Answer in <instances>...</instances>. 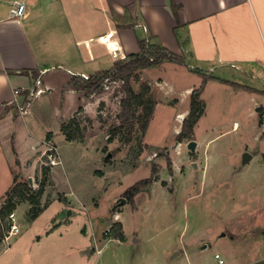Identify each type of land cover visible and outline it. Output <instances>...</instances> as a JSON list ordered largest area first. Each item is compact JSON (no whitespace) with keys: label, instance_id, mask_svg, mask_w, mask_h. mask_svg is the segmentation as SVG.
I'll return each instance as SVG.
<instances>
[{"label":"rangeland","instance_id":"rangeland-1","mask_svg":"<svg viewBox=\"0 0 264 264\" xmlns=\"http://www.w3.org/2000/svg\"><path fill=\"white\" fill-rule=\"evenodd\" d=\"M206 1L212 2L206 6L213 9V1ZM238 4L239 18L226 22L225 27L216 17L201 21L204 31L198 34L204 37V50L209 45L213 48L217 45L227 48L229 53L242 54L253 49L263 55L262 24L253 15L248 0ZM177 33L180 35L179 31ZM230 61L242 67L237 59ZM184 63L164 60L159 68L156 65L138 69L137 77L129 79L135 92L142 84H147L156 102L146 131L142 133L135 123L129 140L123 128L114 129L112 117L119 105L115 90L122 81L111 83L109 89L103 87L101 81L92 87L89 80L83 79L84 82L78 84L85 106H80L74 116L85 113L90 119L89 123L80 122L78 139L86 140L89 145H66L55 135L62 161L55 166L57 189L66 192L69 198L70 189L86 194L85 202L94 197L89 203L93 207L99 203L96 212L100 220L93 223L97 237H102L109 225L111 228L105 237H115L121 231L116 223L108 224L105 218L114 209L120 211L128 204L124 217L130 242L127 246L108 242L99 255L92 254L86 263L174 264L175 248L184 243L197 253L204 247V240L210 241L218 251L230 248L223 240H231V231L224 228L226 236L216 237L227 219L248 221L245 214H251L249 218L253 223L264 225V90L242 86L258 94L257 103H250L246 92L234 90L239 86L219 81H210L199 90L204 73L201 69H193V72ZM249 84L257 86L261 82L255 79ZM53 85L57 93L58 82ZM193 91H198L203 113L194 124L191 136L178 141L182 121L189 114ZM72 118H66L61 125ZM48 122L51 130L57 129L49 116L39 118L42 125ZM234 122H237L235 128ZM191 140L196 142L194 150L188 148ZM245 153L250 156L247 160L243 158ZM56 155V150H47L42 155L41 165H54L49 163V156ZM97 162L101 165L95 167ZM89 168L93 179L87 172ZM147 177L153 178L152 182L131 202L127 201L124 190ZM22 179L30 186L29 179ZM32 179L30 188L37 189L38 179ZM24 206L20 204L15 211V221L22 230L26 224ZM3 223H8V219ZM134 236L140 238L138 243H132ZM3 239L4 234L1 243ZM178 255L179 252L176 264H183L185 259ZM193 263L204 264V261L195 258Z\"/></svg>","mask_w":264,"mask_h":264},{"label":"crops","instance_id":"crops-1","mask_svg":"<svg viewBox=\"0 0 264 264\" xmlns=\"http://www.w3.org/2000/svg\"><path fill=\"white\" fill-rule=\"evenodd\" d=\"M15 1L25 4L20 17L10 14ZM211 1L213 9L207 7L212 2L206 0H0V198H3L0 202L15 182H25L22 178H36L39 183L44 167L42 155L49 146H55L58 160L48 167L39 204L34 205L27 199L16 202L14 217L16 208L26 205L25 229H20L15 221L19 232L0 243V264H89L86 262L92 254L99 255L108 242L130 245L124 217L128 204L120 211L114 209L105 218L108 224L120 223L123 238L105 237V229L103 236L97 237L93 223L100 220L96 212L99 203L93 207L89 202L94 197L85 202L86 194L70 189L69 198L66 192L57 189L55 166L62 161L55 135L66 145H89L86 140H68L61 130V122L73 117L80 106H85L78 85L84 80L77 74L93 75L108 70L115 60L138 53V41L144 39L145 33L137 24L146 26L151 43L182 56L188 69H201L206 75L236 83L239 88L232 87L234 90L246 92L250 103L258 102V94L242 86L262 91L260 84L249 83L257 79L264 64L261 60L264 53L258 55L253 49L242 54L229 53L227 48L217 45L214 48L209 45L204 50V37L199 35L204 31L203 19L216 17L224 27L226 22L236 21L239 18L237 5L245 0ZM248 1L264 30V0ZM172 4L179 6L176 16ZM113 50L116 56L112 55ZM231 59L240 61L242 67H232L230 64L236 63ZM43 69L41 82L45 91L34 100L29 114L19 116L14 107L7 104L13 97V89L27 88ZM56 81L57 93L53 85ZM210 81L219 80L208 79L203 86ZM42 115L49 116L57 129L51 130L49 122L39 123ZM99 165L100 162L94 164ZM87 172L93 179L92 169ZM33 189L30 188V192L38 188ZM32 206L38 208L34 216H30ZM249 216L251 214H245L248 221L227 219L219 227L216 236L219 239L226 236L224 228L231 231L229 238L234 242L223 240L230 246L227 250L218 251L210 241L204 240V247L197 253L184 243L175 248L174 264L178 252L185 259L183 264H194L195 258L204 264H220L219 260L221 264H264V225L253 223ZM139 241L140 238L134 236L132 243Z\"/></svg>","mask_w":264,"mask_h":264},{"label":"trees","instance_id":"trees-1","mask_svg":"<svg viewBox=\"0 0 264 264\" xmlns=\"http://www.w3.org/2000/svg\"><path fill=\"white\" fill-rule=\"evenodd\" d=\"M179 6L172 4V10L174 15H177ZM140 51L138 53L127 54L123 59L115 60L110 69L96 72L90 78V87L97 86L98 81L103 82L102 85L117 83L120 80L122 83L115 90L117 96H119V105L116 110L113 111L114 129L123 128L127 139L129 140L132 133L134 124L137 123L142 133L147 129L148 122L151 117V112L155 101L149 92L147 84H142L138 92H135L129 83L131 77H137L136 71L138 69L153 67L159 65L164 60L171 62L184 63V58L178 54H175L167 48L151 43L145 42L144 39L138 41ZM202 81L199 90L203 87L204 83L208 79L219 80L221 82L229 83L233 86H239L236 83L221 80L213 76L202 74ZM245 87V86H244ZM124 91V94H122ZM203 113L202 101L199 98L198 91H193L190 100V110L186 118L183 119L181 130L178 132L177 139L191 136L193 126L198 118ZM89 123L90 119L85 113L76 114L69 122H65L61 125V130L68 140L78 139L80 135L79 128L81 123ZM85 128V124L83 126ZM151 170L154 172L155 167ZM49 172V168L44 166L42 168V176L38 183V189L36 192H30V186L26 182L17 181L7 192L3 202L0 204V243L3 238L4 231L8 228V223H3V220L7 218L8 214L13 211L18 200H29L32 204H39V197L43 192L46 177ZM153 178L147 177L134 182L131 186L124 190V197L127 201L131 202L134 196L140 192L144 187H147ZM37 207L32 206L30 210V216H34L37 212ZM117 228H121L120 223H116ZM116 237L123 238L120 231L117 232Z\"/></svg>","mask_w":264,"mask_h":264},{"label":"built area","instance_id":"built-area-1","mask_svg":"<svg viewBox=\"0 0 264 264\" xmlns=\"http://www.w3.org/2000/svg\"><path fill=\"white\" fill-rule=\"evenodd\" d=\"M24 9H25L24 2L15 1L14 6L12 8H10V14L13 17H20L24 14ZM137 25L139 27H141L142 30L144 31V33H145L144 40L146 43H148L149 37L146 34V32H147L146 26L144 24H137ZM112 55L116 56V50L112 51ZM230 65L232 67H236V65L234 63H231ZM44 72H45V69L40 70L38 72V74L32 79V82L30 83V85L27 88H25V89L14 88L13 89V97L7 102V104L12 105L14 107L16 113L19 116H25V115L29 114L30 108H31L34 100L37 97H39L45 91V89L42 87V82H41V76ZM77 75L80 76L84 80L90 81L91 77L88 74L79 73ZM256 77L261 82L262 89L264 90V64L261 66V69L257 73ZM116 84H118V82ZM110 86H111L110 84H105L103 87H105L106 89H109ZM236 125H237V122H234L233 127L235 128ZM47 150H50V151L56 150V148H55V146H49L47 148ZM56 162H57V158L55 156H49V163L50 164H55ZM32 181H33V179L29 178L30 186L33 184ZM7 219H8V228L5 230L4 238H7L10 235H13V234H16L19 232L18 224L15 223V217H14L13 211L8 214ZM110 228H111V225H109L105 229L104 234L108 233L110 231ZM218 256L219 255L216 254V257H218ZM219 263L221 264L222 261L219 260Z\"/></svg>","mask_w":264,"mask_h":264},{"label":"water","instance_id":"water-1","mask_svg":"<svg viewBox=\"0 0 264 264\" xmlns=\"http://www.w3.org/2000/svg\"><path fill=\"white\" fill-rule=\"evenodd\" d=\"M195 146H196V142L194 140H191V141L188 142V148L190 150H194ZM248 157H249V155L247 153H245L243 155L244 160H247ZM122 200L124 201V199H122Z\"/></svg>","mask_w":264,"mask_h":264},{"label":"bare ground","instance_id":"bare-ground-1","mask_svg":"<svg viewBox=\"0 0 264 264\" xmlns=\"http://www.w3.org/2000/svg\"><path fill=\"white\" fill-rule=\"evenodd\" d=\"M178 117H180V115H178Z\"/></svg>","mask_w":264,"mask_h":264}]
</instances>
